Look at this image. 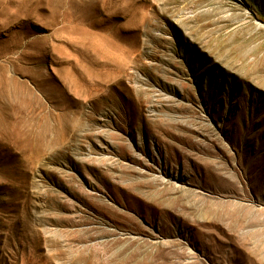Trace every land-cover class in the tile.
<instances>
[{"label": "rangeland", "instance_id": "374dc122", "mask_svg": "<svg viewBox=\"0 0 264 264\" xmlns=\"http://www.w3.org/2000/svg\"><path fill=\"white\" fill-rule=\"evenodd\" d=\"M0 264H264V0H0Z\"/></svg>", "mask_w": 264, "mask_h": 264}]
</instances>
